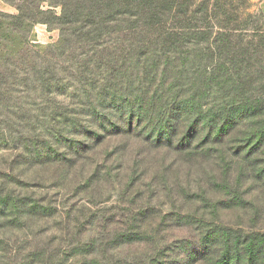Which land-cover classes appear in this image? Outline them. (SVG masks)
I'll use <instances>...</instances> for the list:
<instances>
[{
  "label": "rangeland",
  "instance_id": "rangeland-1",
  "mask_svg": "<svg viewBox=\"0 0 264 264\" xmlns=\"http://www.w3.org/2000/svg\"><path fill=\"white\" fill-rule=\"evenodd\" d=\"M136 1L161 11L158 21L184 27L187 41L228 35L264 59V0ZM59 14L49 1L0 0V264H202L206 232L264 235V193L248 195L242 182L229 177L231 167L214 157L176 168L182 184L205 188L202 201L187 202L160 179L131 182L134 164L141 174L138 164L147 157L134 140L107 165L97 148L75 168L35 164L22 155L17 138H38L49 120L43 112L71 102L85 83L69 69L75 56L58 52L61 32L53 18ZM15 197L42 200L50 212L27 216L16 207L10 213ZM172 200L174 210L193 222L171 219L173 209L161 205ZM147 207L146 218L136 215Z\"/></svg>",
  "mask_w": 264,
  "mask_h": 264
},
{
  "label": "trees",
  "instance_id": "trees-1",
  "mask_svg": "<svg viewBox=\"0 0 264 264\" xmlns=\"http://www.w3.org/2000/svg\"><path fill=\"white\" fill-rule=\"evenodd\" d=\"M43 1L60 8L53 18L61 32L58 52L75 56L69 69L85 83L73 91L71 102L43 112L49 120L38 138H17L30 162L75 168L91 160L97 148L107 165V158L123 155L134 140L147 157L138 164L141 174L134 164L131 182L160 179L170 192L177 191L175 196L202 201L200 189L205 188L182 184L176 168L214 157L231 167L229 177L242 182L248 195L264 193V160H256L264 157L260 54L247 52L228 35L212 42L187 41L184 27L158 21L161 11L136 0ZM14 200L10 213L16 207L27 216L50 212L51 205L42 200ZM173 200L161 205L173 209L171 219L193 222L174 210ZM150 210L138 209L136 215L146 218ZM200 245L202 264L211 258L214 264H264L263 234L206 232Z\"/></svg>",
  "mask_w": 264,
  "mask_h": 264
}]
</instances>
